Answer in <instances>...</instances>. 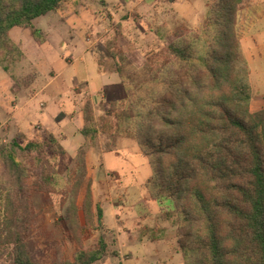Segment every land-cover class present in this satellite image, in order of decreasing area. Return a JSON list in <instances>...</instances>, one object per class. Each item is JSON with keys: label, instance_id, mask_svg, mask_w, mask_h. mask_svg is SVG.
<instances>
[{"label": "trees", "instance_id": "trees-1", "mask_svg": "<svg viewBox=\"0 0 264 264\" xmlns=\"http://www.w3.org/2000/svg\"><path fill=\"white\" fill-rule=\"evenodd\" d=\"M67 1L0 0L5 70L24 57L10 31L30 29L41 45L44 39L33 21L59 12ZM242 2L213 1L198 29L177 31L141 67L110 53L125 98L110 103L98 125L89 103L84 111V142L76 158L85 157L100 135L134 141L153 171L144 186L150 201L173 205L167 215L175 220L182 264H264V109L250 108V68L237 25ZM53 138L39 134L12 147L42 164L50 158L46 142L50 156L66 155L58 153ZM105 149L113 151L108 144ZM0 159V254L6 252L9 264H41L30 243L42 216L33 196L45 194L36 180L39 169L31 172L12 149L1 150ZM48 179L58 185L54 175ZM102 227L103 210L96 205L95 232ZM107 248L101 235L88 250L78 246L72 260L58 254L48 264H96Z\"/></svg>", "mask_w": 264, "mask_h": 264}, {"label": "rangeland", "instance_id": "rangeland-1", "mask_svg": "<svg viewBox=\"0 0 264 264\" xmlns=\"http://www.w3.org/2000/svg\"><path fill=\"white\" fill-rule=\"evenodd\" d=\"M202 1L209 6L215 0H147L145 6L148 8L144 6L145 10L135 11L132 10V0H68L59 12H51L34 21V27L44 33L49 43L38 46L28 29L15 28L11 33V39L17 45L21 44L25 61L12 63L6 74L0 65V151L12 149L31 172H34L33 167L39 169L36 180L41 183L45 194L38 192L33 196L34 207L42 212V216L35 223V231L30 238L33 256L39 263L48 264L58 254L72 260L78 246L88 250L103 235L110 246L109 251L107 248L109 258H103L96 264H109L111 259L116 262L114 264H182L170 260L177 253L175 220L167 215L172 213L173 205L150 201L144 186L153 171L149 161L140 154L137 144L124 140L125 150H120L122 145L116 154H106L103 168L102 162H98V151L91 154L88 161V154L76 158L78 146L83 142L81 136L71 138V142L63 138L65 132L71 134L75 131L76 119L78 116L84 118L88 103L96 125L106 108L101 104L94 106L88 99L80 97L78 90L71 89L73 86L88 78L90 90L99 91L108 80L103 75L104 70L114 69L110 53H117L141 67L147 58L158 52L156 50L169 44L177 31L199 28L201 23L197 24L190 16L197 15L195 11ZM245 2L243 0L239 11ZM200 9L199 18L203 14ZM207 10L208 7L204 16ZM148 14L151 18L146 22L148 24H143L141 18ZM238 16L239 13L237 22ZM190 21L194 23L190 24ZM142 27L147 32H143ZM150 32L157 34L162 41L153 42L148 36ZM44 57L53 62L46 65ZM67 60L72 63L69 67L66 66ZM61 71L63 74L60 76ZM10 87L12 93L9 92ZM41 88L44 90L42 95H45L27 104L28 97L34 98V93ZM59 93L63 96L61 102H57L60 101ZM48 95L54 97L49 103L45 100ZM47 106L45 115L55 114L52 129L55 147L58 153L64 150L66 155L50 156L51 146L46 142L45 150L50 158L39 164L36 160L29 161L30 158L13 148L12 143L15 141L24 146L36 135L51 133L37 122V112L39 114V110ZM26 107L34 113L30 117ZM17 111L20 112L15 117ZM78 124L82 125L81 118ZM120 139L100 135L95 144L103 148L108 144L115 150ZM3 172L4 165L0 159V175ZM51 175L59 179L58 185H49ZM1 194L0 217L4 211V196ZM96 205L101 206L104 214L103 227L97 232ZM147 211L154 212L151 225L158 229L165 226L163 241L166 247H158L156 251L141 247L139 240H126L129 236L127 231L134 238L143 235L144 223L141 220L146 218ZM111 230L120 235L122 244ZM144 236L154 237L149 232ZM0 264H9L6 252L0 254Z\"/></svg>", "mask_w": 264, "mask_h": 264}, {"label": "crops", "instance_id": "crops-1", "mask_svg": "<svg viewBox=\"0 0 264 264\" xmlns=\"http://www.w3.org/2000/svg\"><path fill=\"white\" fill-rule=\"evenodd\" d=\"M146 2H147V0H132V10L135 11L136 9H140V8L145 10V7L147 6V5L145 6ZM203 2L204 1H202V4L199 6V8H201L200 12L202 11V13H203V14H201L200 18L198 15L199 14L198 13L199 8L195 11L197 13V15L192 14V16H190L191 20L192 19L195 20L197 22V24L202 22V20L204 18L205 9L208 7V4H205ZM121 7H126V6H121ZM146 8H148V7H146ZM121 10H124V9H121ZM147 11H149V10H147ZM238 17H239V19H238L237 23H239L238 27H239V31H240V36H239L240 45H241L242 51L245 55V58L247 60L249 68H250V84H251V88H252V101H251L250 108H251L252 112H258V111L264 109V0H246V2L243 4L242 10L239 11ZM150 18H151V15L148 14V15H146V17L143 16L141 18V21L143 20V22H142L143 24H148L146 22H149L148 20ZM129 20H130V17L128 18V22H129ZM34 21H33V24H34ZM189 23L190 24L194 23V21L193 22L190 21ZM189 23L187 22V24H189ZM163 24H166V22H163ZM14 29L15 28H13L10 31V35ZM23 29H26V28H23ZM28 30L30 32V29H28ZM142 30H143V32H147V31H145V29L143 27H142ZM148 34H149L148 36H150V39L153 42L154 41L155 42H157V41L161 42L162 41L161 37L157 36V34H155L153 32H150ZM30 35H31V33H30ZM41 35H42V38L44 39V42L41 45L50 42V40L48 38H45L43 36L44 35L43 32ZM10 38H11V36H10ZM18 45H21V44L18 43ZM41 45L38 44V46H41ZM23 61H25V56L22 58L21 61H18L16 63L17 64L23 63ZM52 62L53 61L51 59L44 57V63L46 65L49 66ZM66 63H67L66 66H68V67L72 65L70 60H67ZM12 66L13 65L10 64L8 66L7 70H5L3 68V66L2 67L0 66V67L2 68L1 70L6 74V72H8L12 68ZM50 71H53V70H50ZM62 71L59 73L60 76L63 74ZM103 75L105 76V78H108V80L105 84H102L100 90L97 92H93L90 90V84L88 83V78H86L85 80H82L80 83L73 86L71 89L73 91L78 90L77 94L82 98L88 99L94 106L101 104L107 108L110 105V103H112V102L122 101L125 98V92H124L122 84L120 83L118 75L115 73V70L114 69L110 70V68L108 70H104ZM9 90H10L9 92L12 93L11 87L9 88ZM43 91H44L43 88H41L36 93H34V95H35L34 98L29 96L27 104H30V102H32V101H35L36 97H40V96L43 97L45 95V94L42 95ZM57 97L60 99V101H57V102H61V100L63 99L62 94L59 93L57 95ZM45 98H46L45 100L47 103H49L52 99H54V97L52 98L50 95H48V97H45ZM66 98H65V100H67ZM47 108H48V106L45 109L39 110V114L37 112V115H39V119H37V122L42 127L49 129L50 132L55 136V134L52 130L54 128V124H55V120H54L55 114L49 113V114L45 115ZM106 108H104V110L102 112L103 115H104V113L107 112ZM26 110L28 111L27 114L29 115V117L34 114L27 107H26ZM18 112H20V111H17L14 114L15 117H17ZM80 118L82 121L81 126L78 124V121L80 120ZM76 120H77V125L75 126L76 127L75 131L72 132L71 134H68L65 132L64 138H63L64 141L69 140V142H71V138L74 139L76 136H81L80 130L84 126L83 117L78 116ZM124 140H126V139H120L119 143L117 144V148L115 150L113 149V151H111V152L106 151V149L103 148L102 145H96L94 148H90L88 155H87V161H88V157L91 154H93L95 151H98V152H100V153H98L99 155L97 154L98 155V162H102V166L104 168V163H103L104 156L106 154H111V153L116 154L118 151L117 149H119L120 146L123 145ZM83 142H84V140H83ZM83 142H82V144H83ZM79 147L80 146H78V148ZM124 148L125 147L123 145V148L122 149L120 148V150H125ZM106 173H108V172H105L104 174H106ZM153 213L154 212H151V213L148 212V214L146 213L147 216L145 219H143V220L140 219L141 222L144 223L143 227H142V232H141L143 235L140 234L136 238H134V237H132V235L130 234L129 231L126 232L127 235H129L128 238L126 239L128 242H134L136 240H139L141 247H144V248H147L150 250L155 249V251L157 250L158 247H166V245L163 241V238H165L164 234L166 233V231L164 229L165 226L162 227L161 229H158V228H156L155 225L154 226L151 225V221L153 219L151 214H153ZM103 219H104V214H103ZM162 221L164 223V220H162ZM111 232H113L114 236L116 238H118L119 243L121 242V244H122V241L120 240V235L117 234L114 230H111ZM124 232H125V229H123V233ZM148 232L151 233V235H153L154 237H152V238H148L147 236L145 237L144 235H146ZM156 234L157 235L159 234L158 236H161V234H162L163 236L157 237ZM155 235H156V237H155ZM142 238H144V239H142ZM106 242L108 244L107 240H106ZM109 248H110V246L108 245V251H109ZM150 252L148 253V256H149ZM104 258H105V260H107V258H109V257L106 254V256ZM111 260L113 261V259H111ZM111 260L108 261V262H110L109 264L116 263L114 261H113V263H111ZM170 260L172 262H174V261H176V262L180 261L181 262V259L177 253L175 255H172Z\"/></svg>", "mask_w": 264, "mask_h": 264}]
</instances>
